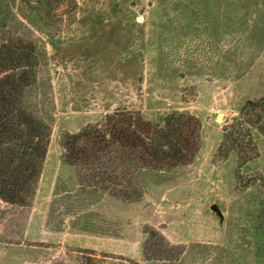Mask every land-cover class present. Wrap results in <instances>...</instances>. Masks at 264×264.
I'll return each mask as SVG.
<instances>
[{
    "label": "rangeland",
    "instance_id": "rangeland-1",
    "mask_svg": "<svg viewBox=\"0 0 264 264\" xmlns=\"http://www.w3.org/2000/svg\"><path fill=\"white\" fill-rule=\"evenodd\" d=\"M0 39L35 46L24 105L50 130L34 196L0 198V264H264V135L240 168L217 156L264 95V0H0ZM117 110L202 122L194 159L143 172L138 199L83 186L65 159L69 134Z\"/></svg>",
    "mask_w": 264,
    "mask_h": 264
},
{
    "label": "trees",
    "instance_id": "trees-1",
    "mask_svg": "<svg viewBox=\"0 0 264 264\" xmlns=\"http://www.w3.org/2000/svg\"><path fill=\"white\" fill-rule=\"evenodd\" d=\"M36 65L33 44L0 39V198L20 205L35 194L50 140L49 126L24 105ZM201 129L200 119L189 112H171L161 124L136 111L117 110L69 134L65 159L77 167L83 186L124 200L138 199L144 194L139 179L143 172L164 171L194 159ZM254 130L264 135V95L247 100L223 126L217 156L224 160L237 152L239 168L256 157Z\"/></svg>",
    "mask_w": 264,
    "mask_h": 264
},
{
    "label": "water",
    "instance_id": "water-1",
    "mask_svg": "<svg viewBox=\"0 0 264 264\" xmlns=\"http://www.w3.org/2000/svg\"><path fill=\"white\" fill-rule=\"evenodd\" d=\"M213 209L216 210L218 213H220V210L217 208V206H213Z\"/></svg>",
    "mask_w": 264,
    "mask_h": 264
}]
</instances>
